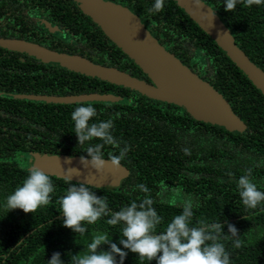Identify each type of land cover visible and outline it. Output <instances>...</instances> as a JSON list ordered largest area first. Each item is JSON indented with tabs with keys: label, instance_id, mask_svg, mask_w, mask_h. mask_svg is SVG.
Instances as JSON below:
<instances>
[{
	"label": "trees",
	"instance_id": "trees-1",
	"mask_svg": "<svg viewBox=\"0 0 264 264\" xmlns=\"http://www.w3.org/2000/svg\"><path fill=\"white\" fill-rule=\"evenodd\" d=\"M203 1L218 13L237 45L264 70V4L241 3L225 11L222 0ZM152 2L129 0L134 9L142 10L140 15L146 17L142 22L159 42L222 94L242 127L227 129L197 120L177 104L0 45V264H47L54 251L60 252L64 264H73L74 257L86 251L91 234L104 232L117 241L120 226L108 225L107 217L84 225V235L62 225L58 197L67 185L54 175H50L54 190L47 205L28 213L19 208L7 212L3 207L4 198L26 176L33 152L87 155V144H77L70 119L72 109L81 103L97 109L95 119H111L118 146L128 145L120 160L128 175L121 184L92 186L98 196L107 197L112 211L149 195L162 217L156 230L162 231L182 210V203L191 200L192 225L200 220L220 221L226 232L227 220L237 228V237L224 240L225 232L218 236L230 264H264V201L256 209L246 208L235 186L236 178L251 168V179L264 190V95L177 0H164L158 13L148 11ZM0 17L9 19L0 20V38L35 41L148 79L89 15L84 16L75 0H0ZM89 92H110L120 98L58 103L15 96ZM118 150L104 145L103 158L110 159ZM138 183L145 184L149 193L135 189ZM235 238L241 241L239 247L232 243ZM123 264H155V260L140 261L128 252Z\"/></svg>",
	"mask_w": 264,
	"mask_h": 264
},
{
	"label": "clouds",
	"instance_id": "clouds-1",
	"mask_svg": "<svg viewBox=\"0 0 264 264\" xmlns=\"http://www.w3.org/2000/svg\"><path fill=\"white\" fill-rule=\"evenodd\" d=\"M202 2L203 0H192L197 9ZM241 3L246 6L260 5L264 4V0H222L225 11H232ZM163 8L164 0H153L148 11L158 13ZM96 117L97 109L91 103H81L70 113L77 144H87L84 151L87 155L80 156L81 165L99 172L105 164L102 153L104 145L119 148L118 154L110 157L114 167H119L120 160L129 149L127 144L118 146L112 134L111 119L97 120ZM94 139L98 142L87 143ZM184 151L187 153L188 150ZM63 172L62 176L57 177L67 185L63 195L58 197L63 226L81 235L86 232L84 225H92L101 217H107L106 223L110 226H120L115 242L104 232L91 234L86 251L75 256L73 264H123L128 252L135 253L140 261L155 260V264H230L225 245L218 239V236L225 232L222 223L200 220L196 225H192L194 205L191 200H185L181 205L182 210L171 217L162 231H157L162 217L152 207L153 199L149 195H145L139 202L133 200L112 211L107 197L98 196L89 183L79 180L72 182L73 176L80 174L79 169L71 167L63 169ZM250 174L251 168L246 169L236 178L235 186L241 203L248 209H256L264 201V190L257 187ZM134 188L145 194L150 191L143 183L134 185ZM53 190L50 175L39 167L32 166L20 184L4 198L3 207L7 212L16 208L25 213L33 212L49 203ZM224 224L227 225V235H224L223 239L237 237L235 225L227 220ZM232 243L239 247L241 241L235 238ZM47 264H64L60 252L54 251L47 259Z\"/></svg>",
	"mask_w": 264,
	"mask_h": 264
},
{
	"label": "water",
	"instance_id": "water-1",
	"mask_svg": "<svg viewBox=\"0 0 264 264\" xmlns=\"http://www.w3.org/2000/svg\"><path fill=\"white\" fill-rule=\"evenodd\" d=\"M75 2L83 13L89 15L101 27L112 42L134 60L148 79L133 76L115 66L96 63L78 53L58 51L24 38L3 37L0 38V45L32 55L46 63L137 90L151 98L177 104L184 107L197 120L223 125L227 129L242 127V123L222 94L160 43L138 15L110 0ZM177 2L264 95V70L237 45L230 29L218 13L204 1L198 9L192 4V0ZM15 96L58 103L86 100L116 101L120 98L110 92L65 95L19 93ZM103 159L104 167L98 172L91 167H83L80 155L33 152L30 167H39L49 175L57 177L64 174L63 169L74 167L79 169L80 174L74 175L73 181L87 182L96 187L119 186L128 175L126 167L121 163L119 167H114L110 159Z\"/></svg>",
	"mask_w": 264,
	"mask_h": 264
},
{
	"label": "flooded vegetation",
	"instance_id": "flooded-vegetation-1",
	"mask_svg": "<svg viewBox=\"0 0 264 264\" xmlns=\"http://www.w3.org/2000/svg\"><path fill=\"white\" fill-rule=\"evenodd\" d=\"M112 2H115V3H118L120 5H122L123 7L125 8H128L130 11H132L133 13H135L136 15H138L140 17L141 20H146V17H142V15H140V13L142 12L141 9H134L132 5L129 4V0H110ZM77 4V3H76ZM47 5V3H46ZM78 6V5H77ZM81 10V9H80ZM82 11V10H81ZM43 13V12H42ZM83 13V12H82ZM84 16H88L87 14L83 13ZM44 16H48V14H46L45 12L43 13ZM144 16V15H143ZM50 17V16H49ZM90 17V16H89ZM88 17V18H89ZM14 20H19L15 17H13ZM27 18V19H26ZM0 20H9L8 18L6 17H0ZM22 20H32L31 17H24L22 18ZM40 20H47V19H43V18H40ZM89 20L93 21V19L90 17ZM51 21V20H49ZM49 21H47L49 23ZM46 23V21H44ZM94 22V21H93ZM96 23V22H95ZM47 24V23H46ZM97 24V23H96ZM98 25V24H97ZM94 27H96L95 25H92ZM101 28V27H100ZM102 30V29H101ZM103 31V30H102Z\"/></svg>",
	"mask_w": 264,
	"mask_h": 264
},
{
	"label": "rangeland",
	"instance_id": "rangeland-1",
	"mask_svg": "<svg viewBox=\"0 0 264 264\" xmlns=\"http://www.w3.org/2000/svg\"><path fill=\"white\" fill-rule=\"evenodd\" d=\"M66 34V33H65ZM63 35H64V33H63ZM67 35V34H66Z\"/></svg>",
	"mask_w": 264,
	"mask_h": 264
}]
</instances>
